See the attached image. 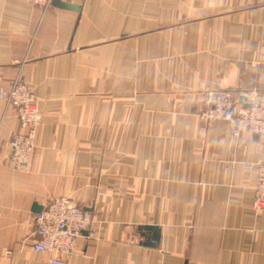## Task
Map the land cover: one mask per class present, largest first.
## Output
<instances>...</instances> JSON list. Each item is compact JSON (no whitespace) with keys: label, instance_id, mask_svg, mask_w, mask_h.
Masks as SVG:
<instances>
[{"label":"crops","instance_id":"obj_1","mask_svg":"<svg viewBox=\"0 0 264 264\" xmlns=\"http://www.w3.org/2000/svg\"><path fill=\"white\" fill-rule=\"evenodd\" d=\"M62 1L0 0V83L44 116L19 172L0 102V264L47 258L35 216L59 196L94 217L67 264H264V134L200 118L208 90L264 92V0Z\"/></svg>","mask_w":264,"mask_h":264},{"label":"built area","instance_id":"obj_2","mask_svg":"<svg viewBox=\"0 0 264 264\" xmlns=\"http://www.w3.org/2000/svg\"><path fill=\"white\" fill-rule=\"evenodd\" d=\"M47 8L53 0H27ZM241 98L242 103L238 102ZM0 102L15 109L21 130L12 135L9 143L10 166L19 172L30 171L37 147L43 112L30 85L18 75L10 85L0 83ZM200 118L207 125L223 119L229 122V132L239 136L244 132L264 134V92L257 89L233 92L228 89L208 90L206 108ZM253 166L250 164V167ZM257 180L254 187V208L264 210V161L255 164ZM93 215L69 196L54 198L35 216L33 249L46 254L41 264H67L78 237L91 229Z\"/></svg>","mask_w":264,"mask_h":264},{"label":"water","instance_id":"obj_3","mask_svg":"<svg viewBox=\"0 0 264 264\" xmlns=\"http://www.w3.org/2000/svg\"><path fill=\"white\" fill-rule=\"evenodd\" d=\"M52 3L55 4L56 6H60V7H63V8H72V7H74V6H72L71 4H69V3H67V2H64V1H62V0H53ZM37 209H38V208H37ZM42 209H43V208H39V209H38V213H39L40 211H42ZM144 229H147V230H149V229H154V230H155L156 228H151V227L145 226ZM154 239H155L157 242H159V239H160V233H159L158 231H157V234L154 235ZM157 242H156V243H157Z\"/></svg>","mask_w":264,"mask_h":264}]
</instances>
